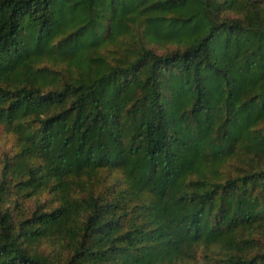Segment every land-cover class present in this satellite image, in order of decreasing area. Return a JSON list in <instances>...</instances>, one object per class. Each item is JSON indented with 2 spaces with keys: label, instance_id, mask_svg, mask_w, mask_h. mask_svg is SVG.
Wrapping results in <instances>:
<instances>
[{
  "label": "trees",
  "instance_id": "obj_1",
  "mask_svg": "<svg viewBox=\"0 0 264 264\" xmlns=\"http://www.w3.org/2000/svg\"><path fill=\"white\" fill-rule=\"evenodd\" d=\"M0 125V264H264V0H0Z\"/></svg>",
  "mask_w": 264,
  "mask_h": 264
},
{
  "label": "rangeland",
  "instance_id": "obj_2",
  "mask_svg": "<svg viewBox=\"0 0 264 264\" xmlns=\"http://www.w3.org/2000/svg\"><path fill=\"white\" fill-rule=\"evenodd\" d=\"M13 143L12 134L5 130L4 126L0 125V161H2L5 152L12 150ZM31 204L33 203L31 202Z\"/></svg>",
  "mask_w": 264,
  "mask_h": 264
}]
</instances>
